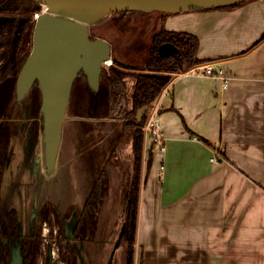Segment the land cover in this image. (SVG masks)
Here are the masks:
<instances>
[{
    "label": "crops",
    "instance_id": "1",
    "mask_svg": "<svg viewBox=\"0 0 264 264\" xmlns=\"http://www.w3.org/2000/svg\"><path fill=\"white\" fill-rule=\"evenodd\" d=\"M165 28L196 35L198 58L231 81L177 73L154 104L166 149L144 158L139 263L264 264V0Z\"/></svg>",
    "mask_w": 264,
    "mask_h": 264
},
{
    "label": "rangeland",
    "instance_id": "2",
    "mask_svg": "<svg viewBox=\"0 0 264 264\" xmlns=\"http://www.w3.org/2000/svg\"><path fill=\"white\" fill-rule=\"evenodd\" d=\"M44 12L42 6L37 13ZM57 13L72 18L80 15L82 21L90 26L91 38L109 42L112 59L125 70L137 73L146 72L154 36L157 30L165 26L162 19L167 14L155 11L127 19L120 13H110L105 9L80 10L76 7ZM32 43L33 35L31 51ZM136 83L137 77L126 78L125 92L118 97L117 103H113L110 109L102 106L95 112L88 105L86 82L75 80L67 111L69 120L64 123L56 169L50 173L46 167L43 124L36 141L29 98L27 96L23 101H17L14 120L18 125V133L12 140L11 155L3 178L2 217L6 220L9 211L15 210L21 236L28 239L36 234L34 237L40 238L38 264H65L61 258L60 242L63 237L60 235V223L76 250L80 264H108L124 225L125 191L130 189V172L134 166L133 131L116 114L132 110ZM146 114H149V110ZM149 149L144 133L143 158H147ZM102 171L107 173L110 180L109 192L99 214L95 237L84 240L77 235L76 224L93 184ZM143 180L142 171V183ZM46 211L49 212L48 219H44ZM137 243L135 264H140L141 252ZM128 259L127 244L122 243L113 264H127Z\"/></svg>",
    "mask_w": 264,
    "mask_h": 264
},
{
    "label": "trees",
    "instance_id": "3",
    "mask_svg": "<svg viewBox=\"0 0 264 264\" xmlns=\"http://www.w3.org/2000/svg\"><path fill=\"white\" fill-rule=\"evenodd\" d=\"M247 2V1H245ZM245 2L227 7L208 10L235 9ZM41 5L30 0H0V16L8 18L0 25V264H11V245L20 242L24 256V264H38L41 255L40 238L31 235L24 238L19 234L17 212L9 211L5 220L2 217V184L10 155L11 143L18 133V125L15 122L17 103V82L28 60L31 49L32 35L35 27L34 15L41 10ZM197 10V11H206ZM123 18L143 14L138 11L119 12ZM169 14H164L162 23ZM131 18V17H130ZM171 43L179 49V53L170 57H161L159 47L162 44ZM200 47L199 38L191 33L168 31L163 25L160 31H156L153 44L150 48L149 60L146 72H132L125 70L123 66L114 60L109 68H104L101 86L98 92L93 91L84 73L77 79L86 82V92L89 95L88 105L95 112L102 106L109 108L117 103L119 96L123 95L126 88V78L137 77V83L132 99V110L127 113L116 114L118 119H123L126 126L133 131V176L131 186L127 194L126 225L122 243H126L129 251L127 264H135V244L138 237V222L142 195V171L144 162V124L147 120L145 114L143 122H137V113L144 106L152 108L164 89L171 83L174 75L203 65L206 61L198 58ZM255 47V46H254ZM30 118L33 120L34 134L37 141L39 130L42 128L43 117L41 115L42 94L39 83H36L28 95ZM12 119V121H11ZM4 120H7L4 122ZM110 180L105 171H102L93 184L80 213V219L76 230L77 235L84 240H92L98 230L99 214L105 198L109 192ZM46 211L44 219H48ZM61 258L67 264H80L74 246L70 244L60 223ZM64 229V230H62ZM34 237V238H33ZM7 241V243H6Z\"/></svg>",
    "mask_w": 264,
    "mask_h": 264
},
{
    "label": "water",
    "instance_id": "4",
    "mask_svg": "<svg viewBox=\"0 0 264 264\" xmlns=\"http://www.w3.org/2000/svg\"><path fill=\"white\" fill-rule=\"evenodd\" d=\"M49 9L38 16L33 30L32 51L17 82V101H23L34 85L39 83L42 94L43 143L46 167L55 171L62 144L71 92L75 80L84 73L90 88L98 92L105 63L112 59V47L104 39H92L90 26L81 16H62L58 11L101 8L110 13L138 11L143 13L163 12L177 14L187 11L215 9L232 6L248 0H30ZM8 18L0 16V25ZM179 49L165 43L159 47L161 57L178 54ZM149 106L137 113V122L142 123ZM78 227V224H76ZM124 224L108 264H113L117 250L122 244ZM67 235V232H66ZM11 264H24L20 242L11 245ZM51 264V262H49Z\"/></svg>",
    "mask_w": 264,
    "mask_h": 264
},
{
    "label": "built area",
    "instance_id": "5",
    "mask_svg": "<svg viewBox=\"0 0 264 264\" xmlns=\"http://www.w3.org/2000/svg\"><path fill=\"white\" fill-rule=\"evenodd\" d=\"M39 15L38 13L35 15V20H37ZM112 64L113 63L109 64L107 62L105 63V67H110ZM183 73H189L204 78H218L223 81L224 88H228L231 81L224 68L215 67L211 63L193 67ZM144 133L146 147H154L159 149V151H164L166 149V137L163 133L160 107L154 105L149 109V114H147V120L144 124ZM211 161L215 163L217 162V158L214 156Z\"/></svg>",
    "mask_w": 264,
    "mask_h": 264
},
{
    "label": "bare ground",
    "instance_id": "6",
    "mask_svg": "<svg viewBox=\"0 0 264 264\" xmlns=\"http://www.w3.org/2000/svg\"><path fill=\"white\" fill-rule=\"evenodd\" d=\"M44 8H45V12H48V13L51 12V13L54 14V11H55L54 9H49V8H47V7H44ZM100 9H101V8H100ZM45 12H44V13H45ZM108 63L110 64V63H112V62L109 61Z\"/></svg>",
    "mask_w": 264,
    "mask_h": 264
},
{
    "label": "flooded vegetation",
    "instance_id": "7",
    "mask_svg": "<svg viewBox=\"0 0 264 264\" xmlns=\"http://www.w3.org/2000/svg\"><path fill=\"white\" fill-rule=\"evenodd\" d=\"M33 131H34V130H33ZM7 214H8V213H7ZM18 229H19V230H18V231H19V234L21 235V232H20L21 229H20V224H19V222H18ZM6 243H7V241H6ZM64 262H65V261H64ZM65 264H67V263L65 262Z\"/></svg>",
    "mask_w": 264,
    "mask_h": 264
}]
</instances>
